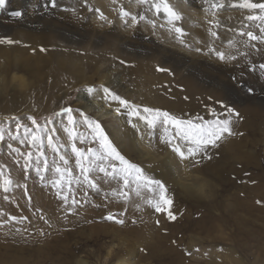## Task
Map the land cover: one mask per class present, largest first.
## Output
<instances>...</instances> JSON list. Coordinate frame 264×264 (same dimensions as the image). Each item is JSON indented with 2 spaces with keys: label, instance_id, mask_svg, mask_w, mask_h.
<instances>
[{
  "label": "rangeland",
  "instance_id": "1",
  "mask_svg": "<svg viewBox=\"0 0 264 264\" xmlns=\"http://www.w3.org/2000/svg\"><path fill=\"white\" fill-rule=\"evenodd\" d=\"M127 1L123 2V6ZM240 2L241 0H232L231 3H225V5H238ZM148 5L149 8H145V5H138L135 10L126 9L134 14L139 13L146 19L152 18L155 21V27H158L157 12L152 4ZM236 8L241 11H248L238 6ZM4 10L6 13H2L4 15L1 16V12ZM16 11L22 12V16H14L13 13ZM55 14L57 11L49 0H30L29 2L26 0H6L4 8H0V22L13 23L12 21H14L13 24L20 25L21 22L31 23L33 21L34 24H30L32 26L27 24L28 26L25 28L47 29L48 26L53 28L52 23H59V25L64 26L71 21H63L64 17L60 18ZM92 15L95 17V13ZM179 21L175 22L178 24ZM103 23L109 25L105 19ZM82 25L89 26V20H86ZM122 25L125 29L127 28L123 22ZM252 30L257 31L256 28H252ZM185 35L186 33L183 32L181 37L185 38ZM7 36L0 33V38ZM0 45L3 47L1 49L4 50L11 46L9 44ZM42 49L36 46L22 49L18 46L14 50H9L7 55L2 50L0 51V128L6 129L5 140L0 141V167H3L14 181V185L7 193L0 188V213H3L0 215V221H9L0 223V264H76L75 258L77 256L85 257L90 262H97V260L100 262L101 257L99 258L98 249L110 243H115V249H117V244L122 240L125 248L135 249L137 259L139 256L141 257H139L140 261L139 259L135 261L140 262V264H180L182 257L183 262L181 264H264V139L260 145H256L252 142H246L247 139L251 140L250 133L246 139L245 136L238 134L235 135L240 140L238 144L235 145V142L230 144L233 142L231 139L225 142L226 139L224 141L225 146H223L222 138L219 141L220 144L217 142V145L229 151L222 159L229 158L231 164L221 167L213 166L210 169L215 170L209 169L207 171L205 167L200 166L206 162L204 159L208 160L206 156L211 158L220 156L219 154L213 155L210 151V153L196 157L199 162L195 163L197 165L193 172L201 182L205 180L213 183L210 186L212 189L214 186L213 195L205 197L198 195L194 190L188 192L189 190L186 191L182 185L183 180L180 179L181 182L177 183V180L172 182L169 181L170 179L162 178L163 173L167 170L166 164H159L162 167L155 166V162L148 160L147 155H142L139 146L133 140L123 136V126L120 121L112 122L104 117L100 118L92 110H85L79 105L81 102L79 94L82 90L87 87H95L98 90L107 87L106 85L93 83L89 86L81 82L72 88H65V90L55 93L50 100H46L43 95L49 96L47 87H49L48 84L52 82L54 76L51 73L55 71L51 69V63H49L48 48ZM50 49L58 50V53L59 50H64V48L55 46H51ZM194 49L193 46L189 47V51L195 52ZM105 55V66L106 62L109 65V61H114L113 67L119 62L122 64L121 68L116 69L118 75H123V70H129L130 65L123 63L120 58L111 53ZM105 66L100 73L105 69ZM160 68L168 71L169 66L168 69L164 66ZM14 71L23 74L31 82L30 85L18 89L12 79ZM81 71H85L86 75H94V72L86 67ZM135 82L140 83L134 76L127 74L118 88L110 86L109 89H115L117 94L128 99L131 103L137 102V105L143 108L145 107L143 104H146L144 103L146 96L144 94H146L145 91L148 92L149 90L142 86L140 88ZM126 85L127 87H125ZM40 87L45 88L44 93H40ZM63 107L73 108V115L78 121L77 131L88 138L87 142L78 140V147L85 149L97 147V143L91 139L90 129L82 121L81 113L92 119H98L105 134L126 159L143 168L146 175L166 184L169 195L174 196V201L180 207L178 211H174V204L173 211L177 217L188 220L179 222L175 228H170L166 216L155 213L152 208H150L151 214L147 215L146 213L145 217L141 214L138 216L127 214L126 212L129 210L128 201L125 202L121 197L114 195L115 191L123 188L122 183L99 181L98 177L93 178L98 179L99 190L82 187L74 182L73 192L69 194V199L74 197L81 203L78 207L74 206L75 211H67V206L57 195L56 189L51 187V180L56 178L54 173L51 171L46 173L45 179L41 180L34 170L35 165L25 170L23 157L13 154L12 149L8 147L11 144L13 148H20L25 153L29 150L34 151L30 145H21L18 141L10 138V133L15 134L17 118L20 123L29 127H31V122L27 119L29 116H35L41 124L44 123L45 119H49L51 122L48 124V128L55 130L54 140L61 147V154L67 155L70 160L69 167L73 168L74 173L78 175L79 169L76 168L75 157L71 153V140L65 131L67 116L55 115ZM261 129L264 128L261 127ZM48 134L51 133L47 129L41 133L45 137ZM154 137L158 138H155L154 141H162V137H159L157 133L153 134ZM262 137L264 138V131ZM217 145L215 147L210 146L213 152L218 147ZM246 151H249L250 156H255V159L258 160L257 162L262 168L260 171L245 164L249 156ZM45 153L50 166H52L53 160H58V155L53 153L52 148L46 142ZM16 160H19L20 163H15ZM230 166L232 167L225 169V167ZM244 168H248L247 174L237 178L236 171L244 170L245 172L246 169ZM258 174L261 175L258 176ZM259 177L261 179H256ZM184 183L187 182L184 181ZM208 189L206 187L207 191ZM131 190V193H134V198H144L145 196H147L145 198H152L153 196L151 192L141 190V194L145 193V196L140 194L139 197H136L134 185ZM5 196L8 199H5ZM201 198H213L218 201L219 207H214L215 211L211 215L212 217L220 216L221 226L214 228L211 221L205 223L190 219L193 212L199 210V207L205 203V200ZM109 213L117 215L118 219L124 220V223L119 224L106 220L105 217ZM126 215L127 217H125ZM10 216H16L17 220L10 221ZM190 220H192L191 223H189ZM178 226L180 227L179 232H177ZM189 252L191 255H188ZM154 253L167 255L162 260L158 257L152 258ZM75 254L76 257H74Z\"/></svg>",
  "mask_w": 264,
  "mask_h": 264
},
{
  "label": "bare ground",
  "instance_id": "2",
  "mask_svg": "<svg viewBox=\"0 0 264 264\" xmlns=\"http://www.w3.org/2000/svg\"><path fill=\"white\" fill-rule=\"evenodd\" d=\"M26 1L29 2L30 0ZM124 1L55 0L53 5L51 0H49L57 11L55 15L60 18L64 17L63 21L71 20L69 24L61 26L59 23H52L51 26L53 28L48 26L47 29H28L25 27L28 26L27 24L32 26L34 24L32 23L33 21L31 23L20 21V25L13 24L14 21H12L13 23L0 22V33L8 35L7 37L14 41H18V43L11 45L13 47L9 46L6 50L1 49L3 47L0 45V51L2 50L7 55L9 50H14L18 46L22 49H29L33 46L41 49L44 47L48 48L49 63H51V69L55 72L51 73L54 76L52 82L48 84L49 87H47L49 96L45 97L43 95L46 100H50L55 93L61 92L65 88H72L81 82L89 86L96 83L97 85L104 84L108 88L110 86L118 88L124 76L128 74L140 81V83L135 82L136 85L149 90L148 92L145 91L144 103L146 104H143V106L168 111L182 119H229L234 134L223 137V146H225L224 141L226 139L227 141L225 142L231 139L233 142H230V144L234 142L235 145L238 144L240 140L235 135L245 136L246 139L248 138V133H250L251 140L247 139L246 142L260 145L264 139L262 137L264 129H261V127L264 128V71H261L259 67L253 70L251 64L258 66L264 63V44L257 45L261 51H252L251 48L241 46L239 41L244 38L238 35L239 29L245 23H248L245 17L250 12L238 10L234 4L225 5V3H231L232 0H221L224 7L218 9L216 16L213 17L209 8L212 0H169V3L182 16L178 24L174 23L177 27L183 28L186 33L184 38L174 32L172 25L169 24L168 14L163 10L157 12L158 27H153L152 18H145L137 26L125 29L122 25V19L118 15L119 6L123 5ZM15 3L17 5V1ZM138 5L137 0H128L124 7L135 10ZM144 7L149 8V5L147 4ZM97 10L99 12L103 11L109 25L103 23L104 19L100 17ZM93 12L95 17L92 15L94 14ZM2 13L5 14L6 10L1 12V16L4 15ZM57 16L56 18H58ZM48 17L51 18V16ZM86 20H89V26L82 25ZM201 20H204V22H201ZM210 20L218 21L219 23L218 25L210 24ZM206 22L207 24L205 25ZM252 28H255V26L253 25ZM212 31L217 32L216 37L211 35ZM66 33L68 34L66 35ZM229 40L237 41L236 47L229 45ZM51 46L64 48V50H59L58 53V50H51ZM192 46L201 48V53L189 51V47ZM213 48L218 51H224L226 59L220 60L215 55V52L209 51V49ZM241 52L249 53L248 57L242 56ZM108 53L120 58L123 63L130 65L129 70H123L124 74L120 76L116 73V69L122 67L120 62L113 67L112 63L114 61H109V65L106 62L105 66V54ZM228 55H235L237 59L229 60L227 59ZM104 66L105 69L100 73ZM161 66L167 67V69L169 66L168 71H158L157 69ZM85 67L93 71L94 75H86L85 71H81ZM17 72L14 71L12 73V79L15 81L17 88L28 87L31 82L23 74ZM39 91L44 93L45 88L40 87ZM79 97L81 99L79 105L85 110H92L98 117H104L112 122L120 121L123 126V136L133 140L139 146L138 148L143 153L142 155H147L148 160L155 162V166L166 164L167 170L163 173L162 178L170 179L169 181L172 182L177 180V183L181 182V179L186 191L194 190L198 195L205 197L213 195L214 186L213 189L210 188L213 183L205 180L201 182L198 176L193 174L197 164L191 161L181 162L178 156L171 151V146L166 145L163 139L161 142L154 141L157 137L153 138V135L151 137L144 135V138L141 139L142 134L147 133L143 121L129 117L127 110L123 108H121L120 113H116L115 108L119 107L118 103L107 100L103 88L96 90L92 94H89L84 89L79 94ZM109 104L111 108H109ZM134 104L137 105L138 103L134 102ZM229 108L234 110L232 114L228 113ZM236 113L239 115H236ZM129 120L136 123L138 127L133 129L131 124L128 123ZM155 133L162 137L163 130L159 125L154 130L153 134ZM219 141L218 144H220ZM149 144H151V147H148ZM217 148L213 152V149L209 147L207 153L211 151V154H219V157L214 156L215 158L204 159L206 162L200 163V166L205 167L207 171L213 166L221 167L231 164L229 158L222 159L229 151L224 148ZM246 152L249 153V156L245 164L260 171L261 167L257 162L258 160L255 159V156H250L249 151ZM238 163L241 164L240 162ZM231 167H225V169ZM247 169L245 172L244 170L236 171L237 178L246 175V172L249 171ZM184 181L187 183L185 184ZM206 187L209 188L208 191ZM141 195L145 196V193ZM131 197L133 198H130V201L128 200L129 210L127 209V214L130 213L133 216L141 214L143 217L146 216V213L147 215L151 214V207L145 203L146 199L151 198H145L147 196L134 198V193L131 194ZM201 199L205 200L202 207H199L201 211H194L192 217L190 216L191 214L188 215L191 217L190 219L205 223L211 221V225L214 228L221 226L220 222L222 220H220V216L212 217L211 215L215 211L214 207H219L218 201L213 198ZM174 204V211H178L180 207L177 202H174ZM210 209L212 210L210 211ZM187 220L178 217L176 221L168 220L167 224L170 228H175L179 222ZM143 222L145 224V219ZM179 229L180 227L178 226L177 232H179ZM123 244L124 241L122 240L117 244V249H115V243H110L98 249L99 258H103L102 260L100 259V262H98L99 260L90 262L85 257L77 256L75 258L76 264H140V262H137L140 256L137 259L135 249L131 247L127 249ZM165 255L167 254L154 253L152 258L158 257L163 260ZM74 257H76V254ZM136 259L137 261H135ZM182 262L183 257L179 263L181 264Z\"/></svg>",
  "mask_w": 264,
  "mask_h": 264
},
{
  "label": "snow or ice",
  "instance_id": "3",
  "mask_svg": "<svg viewBox=\"0 0 264 264\" xmlns=\"http://www.w3.org/2000/svg\"><path fill=\"white\" fill-rule=\"evenodd\" d=\"M53 5L55 0H51ZM139 5L152 4L156 12H160L161 9L168 14L169 24L172 25L174 32L180 36H183V28L177 27L175 21L181 20V15L174 9L169 0H137ZM6 4V0H0V8H3ZM238 6L242 9L248 10L249 15L245 17L248 23H245L238 32V35L242 39L239 41L242 47L251 48L252 51L259 52L260 48L258 44H264V0H241ZM224 4L221 0H212L209 4L212 16H216L218 9H222ZM102 19L107 20L102 12H99ZM14 16H22V12L16 11L13 13ZM118 15L122 19V22L127 27H135L145 17L139 15V13H133L127 10L123 5L119 6ZM153 27L156 26L155 21L151 22ZM210 24H217L218 21L210 20ZM255 26L257 31L252 30V26ZM213 37L217 36V32L212 31ZM18 41H14L8 37L0 38V44H15ZM229 45L236 47L237 41L229 40ZM43 50V49H42ZM196 52H201V48H195ZM210 52H215L216 56L220 60L226 59L224 51H218L215 48L209 49ZM239 51V49H237ZM245 58L248 57L249 53H240ZM227 59L236 60L235 55H228ZM257 67L261 71H264V63L251 64V68L255 70ZM158 71H165L163 68H158ZM103 87V86H102ZM88 93H95V87H87ZM251 91V89H249ZM103 92L106 95L107 100L118 103L119 107L115 108L116 113H120L121 108L127 110V115L132 118H136L138 121H143L144 127L147 129V133L142 134L141 139L144 135L151 137L154 130L159 125L162 130V139L166 145L171 146V151L176 154L181 162L191 161L198 163L196 160L197 156L206 154L208 148L215 147L217 142L221 140L225 135H233L232 128L230 126L231 121L229 119H210L205 120L197 118L182 119L175 115H172L168 111L160 109H154L151 107H143L131 103L128 99L123 98L115 91L108 87H103ZM109 108L111 105L109 104ZM73 108L63 107L55 115H66L67 126L65 131L71 140V153L75 157L76 168L79 169V174H75L73 168L69 167L70 160L66 154H61V147L54 140V129L48 128V124L51 122L49 119H45L44 123L41 124L37 121L35 116H29L27 119L31 122V127L20 123L17 118L15 124V134L10 133V138L14 141H18L19 144H28L33 150H29L26 153L22 152L20 148H13L11 144L8 145L12 149V153L23 157V168L25 170L30 169L35 165V172L38 174L41 180L45 179V174L50 171L54 173L55 179L51 180V187L56 189L57 195L67 206V211H75V207H78L81 201H78L74 197L70 200L69 194L73 192L74 182L76 185L82 187L92 188L99 190V181H115L117 184L123 185V188L114 192V195L119 196L123 201L127 202L131 198L132 186H135V194L137 197L140 196L141 190L151 192L153 194L151 199H146L145 203L149 205L155 213L166 216L169 221H176L177 215L173 211L174 196L169 195V189L166 184L160 180L153 179L146 175L144 169L131 163L125 156L117 149L109 137L105 134V131L98 119H92L88 115L81 113L82 121L86 123L88 129L91 132L92 141L97 143V147H87V149L78 147L77 141L82 140L87 142V137L82 136L77 131L78 121L73 115ZM233 109L229 108L228 113L232 114ZM236 115H239L236 113ZM133 129H136L138 125L133 123L131 120L128 121ZM47 129L51 134L46 137L41 135ZM6 129L0 128V141L5 140ZM45 142L52 148L53 153L58 155V160H53L52 166L49 164V159L45 153ZM151 147V144L148 145ZM206 158L211 159L210 156ZM15 163H20L16 160ZM98 177V179L93 178ZM14 185L13 179L8 175L3 167H0V188L4 192H8L9 189ZM107 195V194H106ZM5 199H8L5 196ZM139 207V205H137ZM3 215V213H0ZM106 220L114 221L119 224H123V219H118L117 215L109 213ZM10 221H16V216H10ZM9 221H0V223H7ZM159 223V221H157ZM191 255V252L188 253Z\"/></svg>",
  "mask_w": 264,
  "mask_h": 264
}]
</instances>
